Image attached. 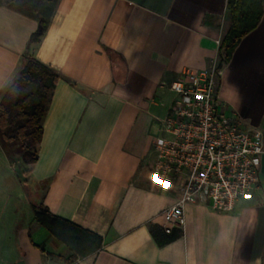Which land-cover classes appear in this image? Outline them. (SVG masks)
<instances>
[{
  "label": "crops",
  "instance_id": "obj_1",
  "mask_svg": "<svg viewBox=\"0 0 264 264\" xmlns=\"http://www.w3.org/2000/svg\"><path fill=\"white\" fill-rule=\"evenodd\" d=\"M37 28L0 7V99ZM228 29L227 0L59 1L30 51L60 79L38 160L23 163L16 187L0 144V264H69L70 251L34 219L41 204L103 239L73 264H264V155L259 188L234 211L189 204L175 240L159 245L151 232L166 238L162 213L181 194L154 170L153 143L176 97L171 83L185 69L218 67ZM218 96L264 142V14L221 69ZM7 187L16 199L5 197Z\"/></svg>",
  "mask_w": 264,
  "mask_h": 264
},
{
  "label": "built area",
  "instance_id": "obj_2",
  "mask_svg": "<svg viewBox=\"0 0 264 264\" xmlns=\"http://www.w3.org/2000/svg\"><path fill=\"white\" fill-rule=\"evenodd\" d=\"M220 72L185 69L171 83L175 100L154 140V170L161 181L181 185L175 203L162 213L163 230L183 231L189 204L206 203L230 213L260 186L263 135L228 115L218 96Z\"/></svg>",
  "mask_w": 264,
  "mask_h": 264
},
{
  "label": "trees",
  "instance_id": "obj_3",
  "mask_svg": "<svg viewBox=\"0 0 264 264\" xmlns=\"http://www.w3.org/2000/svg\"><path fill=\"white\" fill-rule=\"evenodd\" d=\"M60 0H0V7L33 19L38 28L31 35L29 48L14 81L0 99V144L9 160L20 157L25 165L35 164L43 137V119L51 94L60 76L35 58L30 45L38 44L46 33ZM229 29L220 45L217 71L230 60L234 50L249 33L255 30L264 14V0H227ZM34 219L71 253L67 262L73 264L101 250L103 239L67 220L52 214L45 206H33ZM159 245L167 244L182 232L173 231L165 239L160 231L151 228Z\"/></svg>",
  "mask_w": 264,
  "mask_h": 264
},
{
  "label": "rangeland",
  "instance_id": "obj_4",
  "mask_svg": "<svg viewBox=\"0 0 264 264\" xmlns=\"http://www.w3.org/2000/svg\"><path fill=\"white\" fill-rule=\"evenodd\" d=\"M19 160H20V157H15L13 160H10L11 164L9 162H6V164H5V169L4 170L7 171V173L10 174V176H9L10 178H8V181L11 182L10 185H9L11 187H16L17 186L16 182L18 181V177L16 175V172L19 174V176L22 175V170H23L24 164L22 162V164L16 165V163ZM10 196L12 197V199H16L17 198L16 193H13V190H10L7 187L5 197H7V199H8V197H10ZM4 213H5V215H4L5 218L10 217L8 210H5Z\"/></svg>",
  "mask_w": 264,
  "mask_h": 264
}]
</instances>
